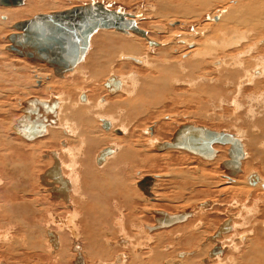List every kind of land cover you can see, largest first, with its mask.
<instances>
[{
  "label": "rangeland",
  "instance_id": "obj_1",
  "mask_svg": "<svg viewBox=\"0 0 264 264\" xmlns=\"http://www.w3.org/2000/svg\"><path fill=\"white\" fill-rule=\"evenodd\" d=\"M40 1L42 4V8H40L41 11L35 10L29 12L23 17H19L9 22H7V16H2V13H4L6 10L10 11L11 9V11L21 10L22 8L25 9V4L28 2V0H24L23 5L17 6L16 8L0 6V22L4 23L3 27L2 25H0V27L2 28L0 30V73H2V75H5L7 73V79H11L13 76V78L9 82H5L3 80L0 84V124L3 128L2 133L5 136H11L10 140L6 137L11 142V147L0 146V149L3 150L7 148L6 153L8 157L6 159L10 163L12 161L20 162L19 156L17 154H14L10 157L9 153L11 154L12 151L15 152V150H27V148L32 149L30 151V164L28 166V180L31 194L27 195L26 200L27 202L31 203L30 205L33 214L31 213V215H29L30 220H28L27 222L30 223L32 221L34 224H36L37 222L40 223V230L43 232V237L46 240L45 250L48 251H45L44 253V256H46V258L48 257L49 259V261H47V264H73L74 259L77 256V253L73 249V242L76 240V242L79 243L78 240H80V230L78 224L76 223L77 220L74 221V229H72V224L70 221L68 222H70L71 227L67 228V226L65 227L61 225V223H58L56 217L66 222L65 219L68 217L70 210H72V208H77L75 207V203H73L72 201L83 200V194L79 191L81 189H79L78 186L83 185L88 189L90 179L87 177L86 179L84 178V175H80L83 171V167L80 163L84 162L83 159H85V157L87 156H89L90 158L93 170L98 173H95V176L97 175L96 177L99 181H103L104 178L106 179V181L107 179H109L107 181V187L112 183H114L113 185H115L116 183L117 186L120 184L127 186V197L129 201H127L126 199L123 200L124 197H121V195L119 194L120 189H114V191H116L115 194H113V196L110 195L106 199L105 204H108L109 210L110 208L111 210H114L110 212L112 213V215L114 214L113 217L115 218L112 217L110 219L111 226H108L110 229L106 226L104 227L101 225L102 228L100 227V231L98 230L99 233L97 232L94 234L95 237H98V239H100V236H102V238H104V235L105 237L107 236L103 239L104 241L107 238L110 240L112 238V242H114V245L116 244L115 241L119 239V245L116 244V246L118 247L116 249H113L114 252L112 254L110 253L108 258H100L95 256L92 257L89 253H87L88 250L81 251L84 264H110L117 256L123 257L124 262L122 264H230V262H233L232 264H237V261L238 264H247V260L249 259L252 261V263L254 262L253 264H256V261L259 262H257L258 264L264 263V243H261L264 240V219L262 220V217L264 218V192H262L254 185H250L247 181V177L250 173H255L261 179H264V158H262L263 160L260 158L264 156V146H262L264 145V71H262L263 73L261 72L262 74L260 73L261 76L259 74H256L254 76L253 74L254 69H256V67L258 66L260 69L263 68L264 70V32L262 33L263 35L261 33H258L257 37L256 34H252V36L251 34H249L247 35V37L244 36L245 34H242V36L244 37L241 38H245V40L240 38V33H235V37L238 38L237 41H242L240 43L236 41L238 45L234 46V51L229 52L226 47H220L219 51L216 48V50H214L215 53L206 54V57H203L204 64L199 69H196L197 71L194 70V72L191 71V68L189 66V68L185 66V61L188 60L185 58L190 57L188 56V52L191 51L194 47L195 50H199L201 48V45H203V43L208 39H212L210 40L211 44H217L218 47L220 46L222 41L220 42V38L216 37V35L218 34L215 33L214 35V32H212L214 29L215 31H217L216 29L218 28L219 22H216L213 18L219 16V14L224 13L226 9L234 6V2L237 3V1L239 0H206L209 3L207 6L210 5L209 7H207L206 9L204 8V10L202 11L199 10L201 12L197 11L198 14H196L197 12H193V14H190L189 16L187 15V18L185 17L186 19L176 14H173V16L169 11L170 9H168L167 12L168 14L171 13L172 16L160 15L162 13H160L161 9L159 8V3L161 4L163 2L162 4H165L164 7L174 8L173 6H171V3H173L175 0H161V2H158L157 0H57L61 1L62 3L52 8H50V5L55 0ZM249 1L251 0H248L247 2ZM91 2H100L111 10L125 12L133 15L134 21L136 22L137 26L145 30L147 32L148 38L152 41L157 42L159 45L149 46L147 41L132 32L124 34L118 33L112 29L97 30L89 39L90 46L87 53L84 55L83 60L73 69L72 72H68L62 77H56L53 74L52 69L44 64L30 62L5 49L6 46L9 45V41L6 39V37L10 33H14L16 31L12 28L14 23L31 18L36 14H48L54 11L67 10L75 6H80ZM197 7L199 6L197 5ZM206 26L208 27L205 28ZM205 35H207V39L204 38ZM213 36L215 37V39H213ZM249 36L251 37V39ZM183 37L185 39L181 40V38ZM120 40L124 41L125 45L127 46L125 50H122L118 47L117 43ZM185 40L187 42H192L191 44L193 45L190 46V44L186 43ZM253 40L255 42H253ZM217 45H215V47H217ZM250 46L255 47L252 48ZM248 47L250 51L248 50ZM133 48L136 52H132V54H130L129 51L133 50ZM224 48H226L227 51ZM250 48H252L253 50ZM243 51L246 53L244 54ZM224 53L228 54L230 57L233 56V59L231 60L235 59L236 62H242V60L246 62L247 60V62H244L243 64L244 69L242 70V73L241 70L237 69L238 72L236 71L233 74H230V77L232 75L230 79L229 75H227L229 79L228 82L231 81L233 87L230 82L227 83L226 81H220V78H218L219 75L215 73L217 71V68L214 65L215 63L210 60L212 59V57L213 59L223 60V58L225 59L226 57ZM209 55L211 57H209ZM207 57L208 59L206 60L205 58ZM132 59L138 60L139 63L133 61ZM258 60L260 61L258 62ZM171 64H179L176 65L179 68L176 70V72L178 73L174 75V77L176 78H174V81H172L169 88V94L163 93L160 96L152 97L150 96L158 93L159 91H156L153 94H142L145 92V90L141 88V84H145L144 82L148 81L146 80L148 79V74H152V76L154 77L161 76L162 73L160 72L157 75V73L154 71V68L158 66L160 67V69H162V66H169ZM246 64H248V66ZM103 67H105V70H102ZM109 67L113 68V70L109 71ZM97 69H99L98 73H96ZM245 69L247 72L245 71ZM200 72L202 73L200 74ZM207 72L210 74H208ZM110 75L117 76L121 81V89H118V91H116L115 93L108 92L104 86L105 80ZM177 75L180 77H184L183 79L187 80L182 81L183 79L177 78ZM192 76L194 79L190 78ZM200 76L202 79L200 78ZM241 76L244 77L245 80L244 78H241ZM196 78L198 80H196ZM234 78L236 79L233 80ZM200 79L201 82L199 81ZM215 79L216 81H213ZM240 79L242 81H240ZM247 79H249V82ZM205 80L209 81L207 82ZM210 80H212L213 82ZM237 82L238 84H236ZM63 83L65 84V86H63ZM197 83L200 84L198 85ZM223 85H225L226 87ZM237 86H239L240 88L238 87V89ZM229 87L231 88L229 89ZM139 89L141 90V93L138 92ZM206 92H209V94ZM212 92H215V94ZM81 94H86L85 96L87 97L85 102L79 100V98L82 96ZM240 94L242 96H240ZM33 97L44 100L43 102L46 101L47 104L49 101L56 103V101L58 100L57 102L59 103V108L63 106V109L61 108L60 111H57V104L54 103L55 106L52 110L47 109L49 110L47 111L43 109L40 110L37 115H30L29 117L31 118L33 116H38V118L36 119L37 121H41L43 124L45 123L46 126L53 125L52 127H50L51 131H57V133H54V140L48 141V132H43L41 137L30 141L21 138V136L15 134V132L13 133L14 130H12V127L16 124L17 119H19L23 115V113H21V110L24 107L22 104H24L27 99ZM257 98H259V100ZM225 99L228 103L225 102ZM73 100H79L80 104L78 102L76 104L84 105V107H82L83 112L84 110H87V113L91 112L89 114L91 116H89V121L92 122L91 126L94 125V131H92L93 136L97 135V137L100 138L98 139V142L100 140L101 141L95 145L92 151L84 147L83 145L82 150L79 154H77L76 160L80 165H78L75 170L79 175V184L77 183L78 186L77 184L74 185V187L72 188L73 191H70L72 202H70V205L72 206V208H70L63 201L59 199L55 200L50 196L49 192H47L48 189L40 184L39 176L43 174L47 170V168H50L49 164L52 161L53 154L57 152L58 154L60 153L59 157L62 161V168H64L63 171L65 170L64 173L67 172L66 175H70L71 177H74V175L76 174L71 171L70 167H66V163L69 164V159L67 154L60 149H65L66 140L73 141L71 136H68V138L70 137L69 139H65L67 135L62 131V128L65 126V123H63L64 119H59V117H63L64 114L62 113H64V111H66L67 109V111H69V104L71 105V103H75ZM127 102L133 104L134 107H127ZM151 102H158L159 104L156 107L152 106V104L149 105V103ZM50 105L51 104H49V106ZM238 105L240 108L237 107ZM255 106L257 107L256 110H254L256 108ZM251 107H253L254 109H252L256 111L255 114H253L254 111H251ZM72 109L73 108H70V110ZM88 109L90 111H88ZM57 113H59V115ZM106 115L108 117L106 120H109V117L110 120L112 119L111 124L113 123V127H111V130L117 128L119 125L125 126V136L119 135L118 133L113 132V130L108 132L107 130L110 128H108L107 130H103V124L101 122L102 119H99V117H106ZM68 121L73 122L74 120L72 121V119H67V122ZM60 123L62 124V127H60ZM185 124L205 127L206 129L214 131H224L226 133L236 135V137L241 140L246 156L242 161L241 171L236 175L235 179H245L247 181V186L249 188L251 187L252 189H248L249 193L247 191L245 195H241L240 197V195L235 196L236 193L234 190L231 191L230 189H223L224 187L226 188L227 182H229L227 181L226 177L224 178L223 175L225 174V172L220 167L221 163L228 159L227 149L229 148V146L227 145H214V148L217 149V155L222 157L218 158V161L216 160L217 158L214 160H204L199 156L193 155L181 149L158 151L154 148L155 144L157 143L170 141L174 132L180 126ZM87 125V129H90V125L87 123L86 127ZM151 128H153V130L156 129V132H154L155 135H152L153 131H150ZM60 137L62 138L59 139ZM125 137H128L129 139H123ZM42 142L47 146H44ZM39 143L42 145H40ZM72 144L75 147L76 145L77 147H80L79 142L75 143L76 145L74 143ZM113 144L117 145L115 155H113V157L108 156V160H106L107 158L105 157V160H103L99 166H97L96 163L94 164V158L97 153L102 149L110 152L108 148H113ZM219 148H221L222 150H220ZM260 149H262L263 153H261ZM260 153L261 156L259 155ZM40 163L43 165H41ZM37 164L40 166L38 167ZM39 173L41 174L39 175ZM108 173L110 174L109 178H107L109 175ZM5 174H7L6 178H8V180H12L11 174L8 172V170H6ZM156 175L158 177L156 178L155 185L153 186L152 191V194H154V199H150L149 201H147L146 197L138 190L135 184L145 176L152 177ZM100 177L104 178H102L101 180ZM254 189L256 190L255 192ZM39 196H41L43 201ZM10 198L17 203L21 201L19 193H16L15 197L13 195ZM45 200L46 204L44 202ZM202 202H210L211 204L206 208L198 207L197 205ZM43 208L45 210H42ZM252 208H254L255 213ZM37 209L38 211H36ZM188 209H191L192 215L184 223H180L170 228L156 230L153 232H149L144 228V225H154V215L152 214V210H162L169 214H174ZM40 212L44 214H40ZM52 215L55 216L53 217ZM226 219L232 220L231 222L234 225L233 230L231 231L232 233L229 232V238H226V235L223 240H221L222 246L225 248L223 253L218 256V259L216 257L210 258L209 252L212 247L210 248V243H207L206 238L213 235L218 226ZM54 221L57 222V225ZM34 224L32 225L34 226ZM112 226H114L113 229L115 231L112 230ZM106 228L108 232L113 231V233L111 232L108 234ZM261 228L263 230H261ZM14 230L13 234L16 233V236L21 241L22 230L19 228L18 224ZM123 231L124 234L121 233ZM46 232H57V234L61 235L60 237H62V234L67 235V244L61 246L67 249L66 262H60L58 260L55 261L52 259V257L54 256V252L52 251L50 244H48ZM76 235L77 237H75ZM187 235H189V243ZM126 236L128 239L126 238ZM252 240L254 241V243L251 242ZM257 241L258 243L261 241V244H258ZM203 242H206L209 245H205V247L203 246ZM114 245L113 247L109 248H114ZM254 245L256 247H254ZM207 247H209L210 249ZM258 247L261 248L259 249ZM249 248H252V251L250 253L248 252L249 250H247ZM256 250H259V253L253 255L252 252ZM205 251L208 252V255ZM18 253L20 252L18 251ZM156 253H158L157 256H155ZM239 254H241L242 256ZM260 254L263 256V260L258 258ZM36 255L37 254L33 252L27 255L28 264H37ZM227 255H229V257ZM252 255L254 257H257L251 258L253 257ZM40 257L43 259L41 260V262L45 264L46 258L43 257V255H40ZM68 257L71 259H68ZM126 257L128 260L126 259L125 261ZM156 257L159 260L158 262H154ZM95 258L98 259L96 260ZM135 258H138V260H134ZM24 259L25 258L21 259V264ZM13 261L18 263L20 260L14 259ZM133 261L136 262L134 263ZM0 264L6 263L2 262Z\"/></svg>",
  "mask_w": 264,
  "mask_h": 264
},
{
  "label": "bare ground",
  "instance_id": "obj_2",
  "mask_svg": "<svg viewBox=\"0 0 264 264\" xmlns=\"http://www.w3.org/2000/svg\"><path fill=\"white\" fill-rule=\"evenodd\" d=\"M158 2H161V0H157ZM209 1V0H208ZM208 1H206V0H175L173 3H171V6H173L174 8H167V7H164L165 6V4H160L159 3V5H160V9H161V11H160V13H162V14H160V15H162V16H167V15H171V13H172V15L174 14H176V15H180L181 17H183V18H187V15L189 16L190 14H193V12H197V11H199V10H204V8L206 9L207 7H209V6H207L209 3H208ZM226 1V0H225ZM248 0H239V1H237V3L236 2H234V6H232V7H229L228 9H226L225 10V12L224 13H222V14H219V16H217V21L219 22L218 23V28L216 29L217 31H215V29L214 28H212V29H214L212 32H214V35H215V33L216 34H218V35H216V37H219L220 38V42L222 41V43L220 44V46L218 47V45L217 44H215V45H217V47H215V45H213V44H211V41L210 40H212V39H208L207 41H205L204 43H203V45H201V48L199 49V50H195V47L191 50V51H189L188 52V54H186V55H188V56H190V57H188V58H185V59H188V60H186L185 61V66H189L190 68H191V71L192 72H194V70H196V69H199L204 63H203V57L206 55V54H210V53H215L214 52V50H216V48L218 49V51H219V49H220V47H226L227 49H228V51L229 52H231V51H234L233 49H234V46H237L238 44L236 43V41L238 40V38H236L235 37V33H240V38L241 37H244V36H246L247 37V35H249V34H251V36H252V34H256V37H257V34L258 33H263L264 32V0H251V1H249V2H247ZM65 2V1H64ZM58 3V4H57ZM60 3H62L61 1H57V0H55V1H53V3H51V5H50V8H52V7H56V6H58ZM92 3V2H91ZM223 3H225V2H223ZM236 3V4H235ZM173 4V5H172ZM231 4H233V3H231ZM26 5V7H25V9H21V10H13V11H11L10 9V11H8V10H6L4 13H2L3 15L2 16H4V15H6L7 16V22H9V21H12V20H14V19H17V18H19V17H23L24 15H26L27 13H29V12H32V11H35V10H40V8H42V4H41V1L40 0H28V2L25 4ZM167 5V4H166ZM197 5L199 6V7H197ZM191 7H192V9H191ZM195 7H197V8H195ZM16 8V7H15ZM168 9H170L169 11L171 12L170 14H168ZM41 11V10H40ZM201 11H199V12H201ZM41 13V12H40ZM164 13H166V14H164ZM195 14V13H194ZM196 14H198V12L196 13ZM201 14V13H200ZM171 15V16H172ZM173 15V16H174ZM218 15V14H217ZM216 16V15H215ZM179 17V16H178ZM180 18V17H179ZM182 18V19H183ZM185 18V19H186ZM21 19V18H20ZM133 19H134V16H133ZM216 21V22H217ZM207 22V21H206ZM3 24L4 23H1L0 22V25H2V27H3ZM209 24V23H208ZM207 24V25H208ZM211 24V23H210ZM212 25V24H211ZM216 25V24H215ZM208 26H206L205 28H207ZM2 28L0 27V30H1ZM221 30H223V31H221ZM208 31H210V30H208ZM17 31H15L14 33H16ZM204 32V31H203ZM219 32H220V34H219ZM95 33V32H94ZM93 33V34H94ZM129 33V32H128ZM175 33V32H174ZM176 33H178V32H176ZM210 33V32H209ZM242 34L244 35V36H242ZM176 35V34H175ZM199 35H201V34H199ZM237 35V34H236ZM263 35V34H262ZM148 36V35H147ZM185 36V35H184ZM209 36V35H208ZM238 36V37H239ZM254 36V35H253ZM212 37V36H211ZM250 37V36H249ZM255 37V38H256ZM204 38H206L207 39V35H205V37ZM253 38V37H252ZM182 39H185L184 37L183 38H181V40ZM213 39H215V37L213 36ZM241 39H244L245 40V38H241ZM250 39H251V37H250ZM261 39V38H260ZM145 40V39H144ZM218 40V39H217ZM243 40V41H244ZM255 40V39H254ZM253 40V42H255ZM257 40V39H256ZM146 41V40H145ZM186 41V40H185ZM185 41H183V42H185ZM219 41V40H218ZM242 41V40H241ZM241 41H237V42H241ZM259 41V40H258ZM257 41V42H258ZM216 42V41H215ZM247 42V41H246ZM263 42V41H262ZM186 43H188V44H190V46H192L193 44H191L192 42H187L186 41ZM251 43H252V40H251ZM259 43V42H258ZM264 43V42H263ZM89 44H90V42H89ZM126 44H128V43H126ZM187 44V45H188ZM196 44V43H195ZM117 45H118V47L120 48V49H122V50H125L126 49V45H125V43H124V41H122V40H120L118 43H117ZM159 45V44H158ZM197 45V44H196ZM263 45V44H262ZM90 46V45H89ZM150 46V45H149ZM195 46V45H194ZM198 46V45H197ZM261 46V45H260ZM250 47H252V46H250ZM255 47V46H254ZM254 47H252V48H254ZM226 48H224V49H226ZM244 48V47H243ZM246 48V47H245ZM252 48H250V49H252ZM262 48V47H261ZM89 49V48H88ZM227 49H226V51H227ZM247 50V49H246ZM248 50H249V47H248ZM253 50V49H252ZM264 50V49H263ZM263 50H262V52H263ZM88 51V50H87ZM222 51H225V50H222ZM250 51V50H249ZM132 52L133 53H135L136 51H135V49L133 48V50H130L129 51V53L130 54H132ZM217 52V51H216ZM228 52V53H229ZM244 52V51H243ZM87 53V52H86ZM85 53V54H86ZM191 53V54H190ZM220 53V52H219ZM246 52H244V54H245ZM261 53V52H260ZM264 53V52H263ZM84 54V55H85ZM221 54V53H220ZM225 55H226V57H225V59L223 58V60H219V59H213V57H212V59H210L213 63H215L214 65H215V67L217 68L215 71V73H217V75H219L218 76V78H220V81H226L227 83H231V81H229L228 82V80L232 77V75H231V77H230V74H233L234 72H236L237 71V69L238 70H241V73H242V70L244 69L243 68V64H244V62L245 61H243L242 60V62H236V60L234 59V60H231V59H233L232 57H230L228 54H226V53H224ZM223 54V55H224ZM214 55V54H213ZM224 55V56H225ZM235 55V54H234ZM243 55V54H242ZM263 55V54H262ZM222 56V55H221ZM206 57V56H205ZM209 57H211L210 55H209ZM215 57V56H214ZM216 57H218V56H216ZM237 57V56H236ZM235 57V58H236ZM243 57H245V56H243ZM260 57H262V56H260ZM84 58V57H83ZM227 58V59H226ZM247 58H249V57H247ZM25 59V58H24ZM206 60L208 59V57L207 58H205ZM221 59H222V57H221ZM228 59H230V60H228ZM242 59V58H241ZM253 59V58H252ZM83 60V59H82ZM81 60V61H82ZM133 61H135V62H138L139 63V61L138 60H136V59H132ZM218 60H219V62H218ZM250 60H251V58H250ZM254 60H256V59H254ZM263 60H264V58H263ZM262 60V61H263ZM209 61V60H208ZM235 61V62H234ZM248 61H249V59H248ZM260 60H258V62H259ZM211 62V63H212ZM246 62H247V60H246ZM245 62V63H246ZM251 62H253V61H251ZM258 62H257V66H258ZM264 62V61H263ZM262 62V63H263ZM208 63V62H207ZM256 63V62H255ZM205 64H206V61H205ZM252 64V63H251ZM260 64V63H259ZM78 65V64H77ZM76 65V66H77ZM176 65H179V64H171V65H169V66H162V69H160V67H155L154 68V71L157 73V75H158V73H162V75L161 76H157V77H154V76H152V74H148V79H146V80H148L147 82H144L145 84H141V88L143 89V90H145V92L144 93H142V94H153L154 92H156V91H159L158 93H156V94H153V95H151L150 97H152V96H160L161 94H163V93H166V94H169V88H170V86H171V83H172V81H174V78H176V77H174V75L175 74H177L178 72H176V70L179 68L178 66H176ZM213 65V66H214ZM247 66H248V64H246ZM8 66V65H7ZM75 66V67H76ZM173 66V67H172ZM206 66V65H205ZM256 66V65H255ZM6 67V66H5ZM74 67V68H75ZM188 67V68H189ZM207 67V66H206ZM212 67V66H211ZM245 67V66H244ZM73 68V69H74ZM106 68H108V67H106ZM209 68V67H208ZM248 68V67H247ZM258 68V69H257ZM6 69H8V68H6ZM105 70V67H103L102 68V70ZM214 69V68H213ZM98 70L99 69H97V72L96 73H98ZM109 71H111V70H113V68H110L109 67V69H108ZM209 70V69H208ZM73 71V70H72ZM71 71V72H72ZM150 71V70H149ZM197 71V70H196ZM195 71V72H196ZM202 71V70H201ZM245 71H246V69H245ZM244 71V72H245ZM248 71H249V69H248ZM251 71V70H250ZM262 71H264L263 70V68H259V66L258 67H256V69H254V76L256 75V74H259L260 75V73L262 72ZM107 72V71H106ZM238 72V71H237ZM247 72V71H246ZM245 72V73H246ZM252 72V71H251ZM152 73V72H151ZM172 73H173V75H172ZM197 73V72H196ZM202 72H200V74H201ZM208 73V72H207ZM212 73H213V71H212ZM263 73V72H262ZM261 73V74H262ZM7 74V73H6ZM6 74L3 76L2 75V73H0V75H1V77H0V84L2 83V81L4 80L5 82H9L12 78H13V76H12V78L11 79H7V77H6ZM110 74V73H109ZM180 74V73H179ZM199 74V75H200ZM208 74H210V73H208ZM65 75V74H64ZM63 75V76H64ZM99 75H101V74H99ZM98 75V76H99ZM154 75V74H153ZM188 75V74H187ZM216 75V74H215ZM227 75H229V79H228V77H227ZM246 75H248V74H246ZM252 75V74H251ZM258 75V76H259ZM152 76V77H151ZM183 76V75H182ZM185 76V75H184ZM191 76V75H190ZM194 76V75H193ZM193 76L192 77H190L191 79L193 78ZM202 76V75H201ZM201 76H200V78H201ZM234 76V75H233ZM237 76V75H236ZM235 76V77H236ZM239 76V75H238ZM244 76V75H243ZM261 76V75H260ZM4 77H6V78H4ZM100 77V76H99ZM187 77V76H186ZM209 77V76H208ZM249 77H251V76H249ZM253 77V76H252ZM177 78H179V79H183L184 77H180V76H178L177 75ZM215 78V77H214ZM239 78V77H238ZM241 78H244V77H242L241 76ZM246 78H247V76H246ZM262 78V77H261ZM6 79V80H5ZM194 79V78H193ZM202 79V78H201ZM201 79L199 80L200 82H201ZM203 79H204V77H203ZM205 79H206V77H205ZM208 79V78H207ZM236 78H234L233 80H235ZM250 79V78H249ZM249 79H247L248 80V82H249ZM257 79V78H256ZM256 79H255V81H256ZM263 79V78H262ZM185 80H187V79H185ZM184 79L182 80V81H185ZM196 80H198L197 78H196ZM195 80V81H196ZM244 80H245V78H244ZM15 81V80H14ZM179 81V80H178ZM205 81H207V80H205ZM209 81V80H208ZM207 81V82H208ZM210 81H212V80H210ZM213 81H216V79L215 80H213ZM212 81V82H213ZM218 81V80H217ZM219 81V82H220ZM240 81H242L241 79H240ZM193 82V81H192ZM197 82V81H196ZM195 82V83H196ZM233 82V81H232ZM239 82V81H238ZM238 82L236 83V84H238ZM260 82V81H259ZM57 83H59V82H57ZM61 83V82H60ZM206 83V82H205ZM216 83V82H215ZM214 83V84H215ZM198 84V83H197ZM200 84V83H199ZM198 84V85H199ZM211 84V83H210ZM225 84V83H224ZM247 84V83H246ZM249 84V83H248ZM251 84V83H250ZM202 85H204V84H202ZM206 85V84H205ZM228 85V84H227ZM231 85H232V83H231ZM241 85V84H240ZM63 86H65V84L63 83ZM104 86H105V88H106V90L108 91V92H110V93H115L116 91H118V89H121V81L119 80V78L117 77V76H114V75H110L109 77H107V79L105 80V82H104ZM223 86H225V85H223ZM256 86V85H255ZM254 86V87H255ZM199 87H201V86H199ZM210 87V86H209ZM213 87H214V85H213ZM226 87V86H225ZM232 87H233V85H232ZM239 86H237V88H238ZM242 87V86H241ZM248 87V86H247ZM257 87V86H256ZM255 87V88H256ZM206 88V87H205ZM221 88H223V87H221ZM231 87H229V89H230ZM240 88V87H239ZM238 88V89H239ZM243 88V87H242ZM262 88V87H261ZM200 89V88H199ZM198 90V89H197ZM217 90V89H216ZM221 90V89H220ZM223 90H225V89H223ZM222 90V91H223ZM236 90V89H235ZM254 90V89H253ZM256 90V89H255ZM228 91V90H227ZM261 91V90H260ZM138 92L139 93H141V90L139 89L138 90ZM204 92V91H203ZM210 92H211V90H210ZM216 92V91H215ZM215 92H212V93H214L215 94ZM231 92V91H230ZM230 92H228V93H230ZM235 92V91H234ZM252 92V91H251ZM250 92V93H251ZM257 92H258V90H257ZM83 93V92H82ZM197 93V92H196ZM206 93H208L209 94V92H206ZM217 93V92H216ZM226 93V92H225ZM236 93V92H235ZM250 93H249V95H250ZM242 94V93H241ZM240 94V96H242ZM256 94V93H255ZM82 95V94H81ZM86 95V94H85ZM85 95H82L80 98H79V100L80 101H86V99H85ZM226 95V94H225ZM233 95V94H232ZM51 96V95H50ZM197 96V95H196ZM206 96V95H205ZM209 96V95H208ZM227 96V95H226ZM229 96H230V94H229ZM87 97V96H86ZM207 97V96H206ZM216 97V96H215ZM232 97H234V96H232ZM237 97V96H236ZM235 97V98H236ZM33 98H36V97H33ZM51 98V97H50ZM55 98V97H54ZM249 98V97H248ZM253 98V97H252ZM38 101H40V102H43L44 100H41V99H38V98H36ZM56 99V98H55ZM76 99V98H75ZM78 99V98H77ZM168 99V98H167ZM214 99H216V98H214ZM251 99V98H250ZM258 100H259V98H257ZM28 100V99H27ZM79 100H76V101H74L75 103L73 104V103H71L70 101V103H71V105L69 104V106H68V108H69V111H67L66 109H64V110H66V111H64V113H62V114H64L63 115V117L61 116V118L59 117V119H64V122L63 123H65L64 125V127L62 128V131L67 135H65L66 136V138L65 139H67L68 138V136H70V134L71 133H73V131H75L74 130V128H76V127H74V126H72V123L74 122V121H79V119H83V121H89L90 119V113L91 112H88L87 113V110H84V112H83V110H82V105H79L80 104V102H79ZM222 100H224V99H222ZM227 100H228V98H227ZM252 100V99H251ZM54 101V100H53ZM58 101V100H57ZM56 101V103L55 102H51V101H49L48 102V105L49 104H52V103H55V104H57L56 105V107H57V111H60L61 110V108L63 107H61V108H59V103ZM88 101V100H87ZM238 101V100H237ZM79 103V104H76V103ZM159 102V101H158ZM158 102H151V103H149V105L150 104H152V106H156L157 107V105L159 104ZM225 102H226V99H225ZM230 102V101H229ZM254 102H256V101H254ZM45 103H46V101H45ZM226 103H228V102H226ZM239 103V102H238ZM77 106H76V105ZM82 104V103H81ZM23 105V104H22ZM75 105V106H74ZM225 105V104H224ZM227 105V104H226ZM235 105H236V103H235ZM261 105V104H260ZM126 106L127 107H129V108H131V107H134V105L133 104H130V102H127L126 103ZM257 106V105H256ZM255 106V107H256ZM67 107V106H66ZM149 107V106H148ZM237 107H239V105L237 106ZM258 107V106H257ZM257 107L254 109L253 107H251V109L253 108L254 110H256L257 109ZM70 108H73L72 110H70ZM150 108V107H149ZM203 108V107H202ZM240 108V107H239ZM49 109V108H48ZM63 109V108H62ZM81 109V110H80ZM94 109H96V108H94ZM108 109V108H107ZM251 110L252 112L254 111V110ZM47 110V109H46ZM151 110V109H150ZM204 110V109H203ZM236 110V109H235ZM239 110V109H238ZM4 111V110H3ZM47 111H49V110H47ZM55 111V110H54ZM81 111V112H80ZM88 111H90L89 109H88ZM96 111V110H95ZM149 111V110H148ZM5 112V111H4ZM62 112H63V110H62ZM109 112V111H108ZM129 112V111H128ZM245 112V111H244ZM252 112H251V114H252ZM255 112L256 111H254L253 112V114H255ZM260 112V111H259ZM6 113V112H5ZM22 113V112H21ZM48 113V112H47ZM54 113V112H53ZM103 113V112H102ZM151 113V112H150ZM262 113V112H261ZM58 115H59V113H57ZM93 114H94V112H93ZM106 114V113H105ZM208 115V114H207ZM248 115V114H247ZM247 115H244V116H247ZM90 116V117H89ZM98 116V115H97ZM240 116V115H239ZM238 116V117H239ZM34 117V116H33ZM33 117H31L30 119H37L38 118V116H35L34 118ZM58 117V116H57ZM241 117V116H240ZM261 117V116H260ZM108 117H107V115H106V117H99V119H102L101 120V122H102V124H103V130H107L108 128H110V129H108L107 131L109 132V131H112L113 130V132H116V133H118L119 135H124L125 133H126V128H125V126H118L117 128H115V129H112L111 130V127H113V123L111 124V121H112V119L110 120V117H109V120H106ZM250 118V117H249ZM57 119V118H56ZM67 119H69V120H71L72 119V121L73 122H71V124L70 123H68V122H70V121H68L67 122ZM240 119H242V118H240ZM260 119V118H259ZM262 119V118H261ZM65 120H66V122H65ZM113 120H114V118H113ZM82 121V122H83ZM38 122H41V121H38ZM97 122V121H96ZM95 122V123H96ZM101 122H100V125H101ZM84 123V122H83ZM82 123V124H83ZM115 123V122H114ZM45 124V123H44ZM61 124V123H60ZM89 124V123H88ZM94 124V123H93ZM259 124V123H258ZM257 124V125H258ZM262 124V123H261ZM260 124V125H261ZM58 125H59V123H58ZM85 125H86V123H85ZM115 125V124H114ZM185 125H187V124H185ZM53 125H48V126H46V124H45V130H44V132L45 133H47L48 134V141H51V140H54V137H55V134L54 133H57V131L56 132H54L55 130H52L51 131V128L50 127H52ZM91 126V125H90ZM93 126V125H92ZM92 126H91V128H92ZM14 127V126H13ZM13 127H12V130H13ZM60 127H62V124L60 125ZM74 127V128H73ZM83 127H85V126H83ZM254 127V126H253ZM87 128H88V125H87ZM90 128V129H91ZM101 128V127H100ZM203 128H205V127H203ZM53 129V128H52ZM84 129V128H83ZM90 129L88 130L89 132H90ZM102 129V128H101ZM7 130V129H6ZM73 130V131H72ZM98 130V129H97ZM150 130V129H149ZM156 129H154L153 130V128H151V130L150 131H153V133H152V135L154 134V132H156L155 131ZM79 131V130H78ZM78 131H76V133H78ZM81 131V130H80ZM84 131V130H83ZM86 131V130H85ZM94 131V130H93ZM100 131V130H99ZM159 131V130H158ZM3 128H2V126H1V124H0V146L1 147H9L10 145H11V142L9 141L10 140V137H8V136H5L3 133ZM5 132V131H4ZM102 132V131H101ZM149 132V131H148ZM222 132H224V131H222ZM6 133V132H5ZM13 133H14V131H13ZM60 133V132H59ZM75 133V134H76ZM81 133H83V135H81L80 134V132L78 133L79 135H78V140H77V138L74 140V141H68V140H66V144H65V149H63V148H60L61 149V151H63L64 153H66L67 154V156H68V159H70V156H71V160L73 161L75 158V156H77V153H75V155H74V152H79L80 153V151L82 150V148L81 147H83L82 146V144L84 143V147L86 146V145H88L87 146V148L88 149H90L89 148V146H95L96 144H98L99 142H98V139H100V138H98L97 137V135H95V136H93V133L91 134H89L88 135V137H86L85 136V134H84V132H81ZM86 133H88V132H86ZM100 133V132H99ZM175 133V132H174ZM8 134V133H7ZM96 134V133H95ZM110 134V133H109ZM117 134V135H118ZM230 134V133H229ZM258 134V133H257ZM46 135V134H45ZM63 135V134H62ZM100 135V134H99ZM98 135V136H99ZM105 135V134H104ZM107 135V134H106ZM118 135V136H119ZM155 135V134H154ZM174 135V134H173ZM234 135V134H233ZM61 136V135H60ZM75 136V135H74ZM125 136V135H124ZM235 137H236V135H234ZM9 139H7V138ZM173 137V136H172ZM22 138V137H21ZM62 137H60L59 139H61ZM70 138V137H69ZM68 138V139H69ZM72 138V137H71ZM126 138L127 139H129L128 137H125V138H123V139H125L126 140ZM151 138H152V136H151ZM237 138V137H236ZM12 139V138H11ZM105 139V138H104ZM158 139V138H157ZM238 139V138H237ZM255 139V138H254ZM64 140V139H63ZM62 140V141H63ZM106 140V139H105ZM152 140H154V139H152ZM239 141H240V143H241V145H242V150H243V153H244V157H243V160H244V158H245V156H246V154H245V150H244V147H243V144H242V142H241V140L240 139H238ZM263 140V139H262ZM9 141V142H8ZM28 141V140H27ZM47 141V142H48ZM46 142V143H47ZM61 142V141H60ZM75 142H80V147L78 146L77 147V151H75V148H74V146H73V144L72 143H74L75 144ZM167 142H169V141H167ZM87 143V144H86ZM261 143V142H260ZM263 143V142H262ZM23 144V143H22ZM35 144V143H34ZM40 144V143H39ZM42 144L44 145V146H47L45 143H43L42 142ZM42 144H40V145H42ZM72 144V145H71ZM158 144H160V143H157V144H155V146H154V148L156 149V146L158 145ZM61 145V144H60ZM64 145V144H63ZM76 145V144H75ZM114 145V144H113ZM262 145V144H261ZM13 146H15V145H13ZM34 146V145H33ZM73 146V147H72ZM77 146V145H76ZM116 146L117 145H114L113 146V148L111 147V149L110 148H108L109 149V151L110 152H107V151H105V149H102L100 152H98L97 153V155L95 156V158H94V164L96 163V165L97 166H99L100 164H101V162L103 161V160H105V157L107 158L108 156H110V157H113V155H115V152H116ZM227 146H229V145H227ZM252 146V145H251ZM262 146H264V145H262ZM11 147V146H10ZM31 147V146H30ZM49 147V146H48ZM213 148H214V145L212 146ZM20 148V147H19ZM34 148V147H33ZM169 149H176V148H167V149H165V150H169ZM215 149V148H214ZM220 150H222L221 148H219ZM230 149V146H229V148L227 149V150H229ZM32 149H28L27 148V150H15V152H13L12 151V153L10 154L9 153V155H10V157L12 156V155H14V154H17L18 156H19V161L20 162H16V161H12L11 163L9 162V161H7V157H8V155H7V153H6V151H7V148H5V149H0V263H6V264H21V259L22 258H25L24 259V261L22 262V264H28V254H30V253H36L37 255H36V263L37 264H42L43 262H41V260H43L41 257H40V255H43V257H45L46 258V256H44V253H45V239H44V235H43V232L40 230L41 228L39 227V222H37L36 224H34L32 221L29 223V222H27L28 220H30L29 219V215H31V213H32V209H31V203H29V202H27V200H26V198H27V195L28 194H31V189H30V187H29V181H28V176H29V169H28V166H29V164H30V156H31V154H30V151H31ZM91 150V149H90ZM157 150V149H156ZM181 150H183V149H181ZM216 150V155H215V157H214V159H216L217 161H218V158H222L221 156H219V155H217V149H215ZM261 150V153H263L262 152V149H260ZM34 151V150H33ZM38 151V150H37ZM42 151V150H41ZM92 151V150H91ZM185 151V150H184ZM256 151V150H255ZM228 152V151H227ZM35 153V152H34ZM225 153V152H224ZM261 153L259 154L260 156H261ZM60 154V153H59ZM59 154L58 153H54L53 154V157H52V161H51V163L49 164V162H48V164H49V166L51 167V165H53L54 163V157H55V159H57V165H58V167H59V169H60V171H59V173H60V175L62 176V179H66V181H67V192H66V194H65V197H52V195H51V197L53 198V199H61V200H63L67 205H68V207H70V208H72V206L70 205L72 202L73 203H75V207H77V208H72V210H70V212H69V214H68V217L65 219L66 220V222H64L63 220H61L60 218H58V217H56V220H57V222L58 223H61V225H63V226H67V228L69 227H71L72 229H74L73 228V226H74V221L75 220H77V224H78V227H79V230H80V232H81V234H80V236H81V239H82V241H83V244H84V250L86 251V250H88V249H90L91 250V256L93 257V256H95V257H100V258H108L109 257V255H110V253L112 254L113 252H114V250L113 249H116L118 246H116V244L118 245V240L117 241H115V245L113 244L114 242H112L113 240H112V238H111V240L110 239H105V241L103 240L104 238H106L105 237V235H104V238H102V236H100V239H98V237H95V234L94 233H97L98 232V230L100 231V227L102 228V226H106V227H108L110 224H111V221H110V219L113 217V215H112V210H111V208H110V210H109V208H108V204L106 205L105 204V201H106V199L110 196V195H112L113 196V194H115V192L116 191H114V189H120V193H121V197H124L123 198V200H127V201H129L128 200V197H127V194H128V189L126 188L127 186H125V185H123V184H120V185H118L117 186V184L115 183V185H113L114 183H112L111 185H109L108 187H107V181L109 180V179H107V181H106V179L104 178V177H100V179L102 180V178H104L103 179V181H99L98 180V178L95 176V171L93 170V168H91V170H92V175H94V177L95 178H93L92 179V176L89 178V176H90V174H91V170H90V168H88L87 169V167H88V165H89V162H90V160H88V158L86 159L85 158V161L84 162H81L80 164H81V166L83 167V171L81 172V175H85L86 174V172L88 173V177H87V175H86V177L87 178H89V179H91L90 180V187H88V189L86 188V187H84L83 185H81L80 187H78L79 189H81V190H79L82 194H83V200H74V201H72L71 202V197L69 196V192H70V190H72V188L74 187V185H76V182L78 183V181H75V179L73 178V177H71L70 175H66V173H64V171H63V169L64 168H62V161H61V158L59 157ZM49 155V154H48ZM112 155V156H111ZM258 155V156H259ZM51 156V155H50ZM197 156V155H196ZM218 156V157H217ZM257 156V155H256ZM259 156V157H260ZM49 157V156H48ZM92 157V156H91ZM228 157V156H227ZM109 158V157H108ZM108 158L106 159V160H108ZM261 159L262 158H264V156L263 157H260ZM50 159V158H49ZM147 159V158H146ZM214 159H212V160H214ZM84 160V159H83ZM86 160H87V165H86ZM228 159H226L225 161H227ZM242 160V161H243ZM263 160V159H262ZM242 161H241V166H242ZM47 162V161H46ZM106 162V161H105ZM224 162V161H223ZM256 163H258V162H256ZM41 164V163H40ZM80 164H78V165H80ZM105 164V163H104ZM258 164H260V163H258ZM257 164V165H258ZM41 165H43V164H41ZM47 165V164H46ZM69 165V164H68ZM67 165V167H69ZM78 165H77V167H78ZM37 166L39 167L40 165H38L37 164ZM48 166V167H49ZM70 166H71V164H70ZM85 166H87V167H85ZM92 167V164H91V162H90V165H89V167ZM36 167V166H35ZM72 167V166H71ZM73 169V171H74V167H72ZM253 168V167H252ZM48 169V168H47ZM69 169V168H68ZM248 169H250V168H248ZM6 170H8V172L11 174V178H12V180L11 179H9L8 180V178H6V176H7V174H5L6 173ZM41 170V169H40ZM87 170H90L89 172L87 171ZM76 171V170H75ZM240 171H241V167H240ZM243 172H245V171H243ZM240 173V172H239ZM264 173V172H263ZM41 173H39V175H40ZM77 174V173H76ZM96 174H98V173H96ZM109 174V173H108ZM247 174H249V173H247ZM38 175V176H39ZM237 175V174H236ZM236 175L235 176H228L226 173L223 175L224 176V178L226 177L227 178V181H229V182H227V186H226V188L224 187L223 189H225V190H234L235 191V196L236 195H240V197H241V195H245L246 193H247V191H248V193H249V190L248 189H250V190H252L251 189V187L249 188L248 186H247V181L249 182V184L250 185H254L255 187H257V188H259L262 192H264V179H261L257 174H255V173H250L249 175H248V177H247V181L245 180V179H243V180H238V179H235V177H236ZM109 176H110V174L108 175V177L107 178H109ZM86 177H84V178H86ZM151 177V176H150ZM158 176L156 175V176H152V178H153V180H154V182H153V184H152V187H151V189H150V192H151V195H152V197H147V196H145L143 193H142V191L140 190V189H138L145 197H146V199H147V201H149L150 199L151 200H153L154 199V194H152V191H153V186L155 185V181H156V178H157ZM238 177V176H237ZM243 177V176H242ZM86 178V179H87ZM234 178V179H233ZM239 178V177H238ZM35 180V179H34ZM39 180H40V176H39ZM78 180V179H77ZM141 180V179H140ZM139 180V181H140ZM199 180V179H198ZM51 180L49 179V178H46V182H50ZM139 181H137L136 182V184H135V186L137 187V183L139 182ZM40 184H41V182H40ZM42 185V184H41ZM223 185V184H222ZM44 186V185H43ZM83 186V187H82ZM235 186V187H234ZM46 187V186H45ZM54 187H56V188H58L59 189V185L58 184H54ZM47 189H48V191L47 192H49V188L48 187H46ZM138 188V187H137ZM82 189H83V191H82ZM256 189V188H255ZM254 189V192L256 191ZM88 190V191H87ZM127 190V191H126ZM258 190V189H257ZM73 191V190H72ZM126 191V192H125ZM75 192V191H74ZM88 192V193H87ZM16 193H19L20 194V197H21V201L19 202V203H17V202H15V201H13V199H11L10 197H12L13 195H14V197H15V194ZM50 193V192H49ZM137 193V192H136ZM39 194V193H38ZM57 194V193H56ZM88 194V195H87ZM45 195V194H44ZM130 195V194H129ZM40 198H41V196H39ZM44 197V196H43ZM239 197V198H240ZM17 199V198H16ZM15 199V200H16ZM145 199V198H144ZM30 200V199H29ZM41 200H42V198H41ZM48 200V199H47ZM132 200V199H131ZM43 201V200H42ZM37 202H38V200H37ZM41 202V201H40ZM39 202V203H40ZM45 202V204H46V200L44 201ZM71 202V203H70ZM125 202V201H124ZM123 202V203H124ZM33 203V202H32ZM36 203V202H35ZM61 203V202H60ZM204 202H202V203H200V204H198L197 206L198 207H200V205H202ZM41 204V203H40ZM58 204V203H57ZM126 204V203H125ZM124 204V205H125ZM129 204V203H128ZM211 204V203H210ZM48 205V204H47ZM53 205V204H52ZM56 205V204H55ZM264 205V204H263ZM41 206H43V205H41ZM54 206V205H53ZM57 206V205H56ZM35 207V206H34ZM50 207V206H49ZM125 207V206H124ZM255 207V206H254ZM39 208V207H38ZM58 208V207H57ZM113 208V207H112ZM126 208V207H125ZM211 208V207H210ZM256 208V207H255ZM49 209V208H48ZM47 209V210H48ZM52 209V208H51ZM66 209V208H65ZM253 209V211H254V213H255V210H254V208H252ZM34 210V209H33ZM42 210H45L44 208L42 209ZM53 210V209H52ZM51 210V211H52ZM56 210V209H55ZM67 210V209H66ZM126 210V209H125ZM198 210V209H197ZM36 211H38V209L36 210ZM111 211V212H110ZM114 211V210H113ZM121 211V210H120ZM119 211V212H120ZM129 211V210H128ZM153 211H155V210H152V212ZM162 211V210H161ZM253 211H252V213H253ZM45 212V211H44ZM47 212V211H46ZM116 212V211H115ZM133 212V211H132ZM165 212V211H164ZM182 212H184V211H182ZM189 212H191L190 210H189ZM64 213V212H63ZM67 213V212H66ZM65 213V214H66ZM114 213V212H113ZM167 213V212H166ZM179 213H181V212H179ZM251 213V214H252ZM33 214V213H32ZM40 214H44V213H42V212H40ZM117 214V213H116ZM153 214V213H152ZM169 214V213H168ZM191 214H192V212H191ZM112 215V216H111ZM258 215V214H257ZM37 216V215H36ZM49 216H51V215H49ZM53 216V215H52ZM55 216V215H54ZM53 216V217H54ZM122 216V215H121ZM32 217V216H31ZM191 217V216H190ZM189 217V218H190ZM230 217V216H229ZM36 218V217H35ZM42 218V217H41ZM40 218V219H41ZM113 218H115V217H113ZM188 218V219H189ZM43 219V218H42ZM117 219V218H116ZM121 219H123V218H121ZM187 219V220H188ZM264 218L262 217V220H263ZM31 220H33V219H31ZM186 220V221H187ZM226 220H228V219H226ZM38 221V220H37ZM68 221H70L71 222V224H70V222H68ZM119 221V220H118ZM185 221V222H186ZM229 221V225H230V230L229 231H227V232H225V233H223L222 235H220L219 237H216L214 240H208V237L206 238V241H207V243H210V248L212 247V249L218 244L219 246H220V248L222 249V253H223V251H224V248L225 247H223L222 246V242H221V240H223V238L226 236V238L228 237L229 238V232H231L232 230H233V224H232V220H228ZM255 221H257V220H255ZM55 222V221H54ZM57 222H55L56 223V225H57ZM264 222V221H263ZM115 223H118V222H115ZM182 223H184V222H182ZM256 223V222H255ZM255 223H253V224H255ZM17 224H18V226H19V228L22 230V235H21V241H20V239L16 236V233L15 234H13V232L15 231L14 229H15V227L17 226ZM32 224H34V226L32 225ZM120 224V223H119ZM122 224V223H121ZM261 224V223H260ZM60 225V224H59ZM71 225V226H70ZM76 225V224H75ZM102 225V226H101ZM114 225V224H113ZM133 225V224H132ZM177 225V224H176ZM111 226V225H110ZM142 226V225H141ZM153 226V225H152ZM175 226V225H174ZM13 227H14V229H13ZM77 227V228H78ZM113 227L114 226H112V230H114L113 229ZM121 227V226H120ZM132 227V226H131ZM148 227V225H144V228L146 229ZM172 227V226H171ZM264 227V226H263ZM58 228H59V226H58ZM64 228V227H63ZM109 228V227H108ZM122 228V227H121ZM170 228V227H169ZM110 229V228H109ZM115 229H116V227H115ZM118 229V228H117ZM164 229H166V228H164ZM264 229V228H263ZM262 228H261V230H263ZM14 230V231H13ZM19 230V229H18ZM63 230V229H62ZM61 230V231H62ZM75 230H76V227H75ZM106 230H107V228H106ZM147 230V229H146ZM159 230H161V229H159ZM176 230V229H175ZM253 230H254V228H253ZM60 231V232H61ZM70 231H71V229H70ZM93 231V232H92ZM115 231V230H114ZM148 231V230H147ZM156 231V230H155ZM171 231V230H170ZM32 232H37V241L36 240H33V235H32ZM66 232V231H65ZM77 232V231H76ZM106 232V231H105ZM112 233H113V231H111ZM110 231L108 232V230H107V233L109 234V233H111ZM153 232V231H152ZM175 232V231H174ZM255 232V231H254ZM261 232V231H260ZM264 232V231H263ZM70 233V232H69ZM68 233V234H69ZM99 233V232H98ZM121 233H123L124 234V231L123 232H121ZM120 233V234H121ZM176 233V232H175ZM228 233V234H227ZM232 233V232H231ZM62 234V233H61ZM105 234V233H104ZM154 234V233H153ZM166 234V233H165ZM192 234V233H191ZM46 235H47V240L49 241V243L51 244V246H52V250L54 251V256L52 257V259L53 260H55V261H60V262H66V259H67V249H65V247H61L62 245H66L67 244V235H65V234H62V237H60L61 235H59V234H57V232H46ZM93 235V236H92ZM102 235V234H101ZM111 235V234H110ZM109 235V236H110ZM113 235V234H112ZM198 235V234H197ZM255 235V234H254ZM182 236V235H181ZM191 236V235H190ZM212 236V235H211ZM250 236V235H249ZM264 236V235H263ZM75 237H77V235L75 236ZM112 237V236H111ZM187 237H188V243L190 242V239H189V235H187ZM192 237V236H191ZM190 237V238H191ZM195 237V236H194ZM253 237V236H252ZM102 238V239H101ZM114 238V237H113ZM126 238H127V236H126ZM168 238V237H167ZM184 238V237H183ZM233 238V237H232ZM235 238V237H234ZM61 239H62V242H61ZM125 239V238H124ZM128 239V238H127ZM247 239V238H246ZM259 239V238H258ZM264 239V238H263ZM55 240V241H54ZM110 240V241H109ZM155 240H156V238H155ZM181 240V239H180ZM226 240V239H225ZM224 240V241H225ZM236 240V239H235ZM260 240H262V239H260ZM70 241V240H69ZM74 241V240H73ZM129 241H130V238H129ZM133 241V240H132ZM193 241V240H192ZM255 241H256V239H255ZM76 240L74 241V247L76 248V253L78 254H80L81 255V251H83L82 249H78V247H79V245H78V243L76 242ZM135 242H137V241H135ZM251 242H253L254 243V241L252 240ZM251 242H250V244H251ZM261 242V241H260ZM259 242V243H260ZM58 243L59 244H61V246L60 245H58ZM129 243H131V242H129ZM193 243V242H192ZM206 242H203V246H207V245H209V244H207ZM214 243H215V246H214ZM224 243V242H223ZM237 243V242H236ZM246 243V242H245ZM245 243H243V244H245ZM257 243H258V241H257ZM258 243V244H259ZM261 243H264V240H263V242H261ZM260 243V244H261ZM123 244V243H122ZM78 245V246H77ZM113 245H114V248H112V249H110L109 247H113ZM170 245H172V244H170ZM189 245V244H188ZM213 245V246H212ZM238 245V244H237ZM240 245H242V244H240ZM129 246V245H128ZM179 246V245H178ZM205 246V247H206ZM225 246V245H224ZM258 246V245H257ZM264 246V245H263ZM47 247V246H46ZM74 247H73V249H74ZM124 247H126V246H124ZM196 247V246H195ZM242 247V246H241ZM252 247V246H251ZM254 247H256L255 245H254ZM25 250H23V249ZM49 248V247H48ZM207 248H209V247H207ZM209 248V249H210ZM234 248H237V247H234ZM253 248V247H252ZM251 248V249H252ZM259 249L261 248V247H258ZM70 249V248H69ZM209 249H208V252H209ZM211 249V250H212ZM250 248L249 249H247V250H249L248 252L250 253L252 250H251ZM21 250V251H20ZM48 250V249H47ZM188 250V249H187ZM205 250V249H204ZM210 250V251H211ZM244 250H246V249H244ZM243 250V251H244ZM254 250V249H253ZM264 250V249H263ZM18 251L20 252V253H18ZM69 251V250H68ZM234 251H235V249H234ZM239 251V250H238ZM46 252H48V251H46ZM141 252V251H140ZM151 252V251H150ZM205 252H207V251H205ZM208 252H207V255H208ZM242 252V251H241ZM248 252H247V254H248ZM261 252V251H260ZM263 252V251H262ZM139 253V252H138ZM221 253V254H222ZM253 253V255L254 254H258L259 253V250H256V251H253L252 252ZM251 253V254H252ZM155 254V253H154ZM157 254L158 253H156V255L155 256H157ZM221 254H219V255H221ZM232 254H233V252H232ZM242 254V253H241ZM241 254H239V255H241ZM262 254V253H261ZM259 255V259H262V255ZM219 255H216V256H214V257H216L217 259H218V256ZM244 255H245V253H244ZM243 255V256H244ZM252 255V256H253ZM68 256H69V254H68ZM82 256V255H81ZM125 256V255H124ZM140 256H141V254H140ZM228 257H229V255H227ZM226 256V257H227ZM232 256V255H231ZM242 256V255H241ZM251 256V255H250ZM256 256V255H255ZM118 257V256H117ZM129 257V256H128ZM145 257V256H144ZM159 257H160V254H159ZM225 257V258H226ZM246 257V256H245ZM257 257V256H256ZM256 257H251V258H256ZM242 258V257H241ZM257 258V259H258ZM14 259H19L20 261L18 262V263H16V262H14L13 260ZM51 259V260H52ZM68 259H71V258H69L68 257ZM83 259V258H82ZM94 259V258H93ZM96 260L98 259V258H95ZM126 259H127V257L125 258V261H126ZM160 259V258H159ZM243 259H245V258H243ZM242 259V260H243ZM75 260V259H74ZM124 259H123V257L122 256H120V259L118 260V263H116L115 262V264H122L124 261H123ZM128 260V259H127ZM134 260H138V258H135ZM189 260V259H188ZM220 260V259H219ZM230 260V259H229ZM228 260V261H229ZM240 260V259H239ZM263 260V259H262ZM17 261V260H16ZM47 261H49V259H48V257L46 258V263L45 264H47ZM69 261V260H68ZM105 261H108V260H105ZM113 261H116L115 259H113ZM111 262L110 264H114V262ZM131 261H132V259H131ZM136 261H133L134 263L136 262ZM140 261V260H139ZM159 260L157 259V257L155 258V261L154 262H158ZM225 261V260H224ZM223 261V262H224ZM228 261H226V262H228ZM230 262V261H229ZM258 261H256V264H258L257 263ZM219 263V262H218ZM220 263H221V261H220ZM233 262H230V264H232ZM241 263V262H240ZM252 263V261L249 259V260H247V264H251ZM254 263V262H253ZM252 263V264H253ZM44 264V263H43ZM144 264V263H143ZM191 264V263H190ZM235 264V263H234ZM237 264H238V261H237ZM261 264V263H260ZM262 264H264V263H262Z\"/></svg>",
  "mask_w": 264,
  "mask_h": 264
},
{
  "label": "water",
  "instance_id": "obj_3",
  "mask_svg": "<svg viewBox=\"0 0 264 264\" xmlns=\"http://www.w3.org/2000/svg\"><path fill=\"white\" fill-rule=\"evenodd\" d=\"M23 3L24 0H0V6L4 7H17ZM213 19L217 21V17ZM12 28L17 32L10 33L6 37L9 45L5 49L30 62L50 67L56 77H62L71 72L81 62L89 48V39L97 30L112 29L124 34L132 32L145 39L148 45L158 46L157 42L148 38L145 30L137 26L133 15L111 10L100 2L87 3L48 14H36L14 23ZM23 106L21 110L23 115L17 119L13 127L15 134L28 141L41 137L45 124L29 117L37 115L43 109L52 110L55 104L49 106L36 98H29ZM215 144L230 146L228 160L222 162L220 167L228 176L238 174L244 153L240 141L233 134L187 124L180 126L169 142L158 144L156 149L158 151L167 148L183 149L204 160H212L216 155V150L212 147ZM59 171L57 159H55L54 164L40 175L41 184L49 188L52 197H65L67 192V181L62 179ZM46 178L51 181L46 182ZM153 182L152 177L145 176L137 183V187L145 196L152 197L150 189ZM54 184H58L59 189L54 187ZM209 206L210 202L200 205L203 208ZM152 213L154 225L146 228L149 232L180 224L192 215L189 210L174 214L161 210H155ZM229 230V221L225 220L213 235L208 237V240H214ZM74 251H76L75 247ZM221 253L222 249L217 244L209 252V257L212 258ZM73 264H84L79 253Z\"/></svg>",
  "mask_w": 264,
  "mask_h": 264
},
{
  "label": "crops",
  "instance_id": "obj_4",
  "mask_svg": "<svg viewBox=\"0 0 264 264\" xmlns=\"http://www.w3.org/2000/svg\"><path fill=\"white\" fill-rule=\"evenodd\" d=\"M85 99H86V96H85ZM83 102H85V100H84ZM82 107H84V105H82ZM82 121H83V119H79V121H74V122L72 123V126L76 127V128L73 127L74 130H75V129H76V130H75V131L72 130L73 133L70 134V136L72 137V140H73V141H74L76 138H77V140L79 139V138H78V135H79V134L76 133V131H78V130H79L78 133L80 132L81 135H83V133H81V132H84V134H85L86 137H88V135H89L90 133L92 134V131H93V129H94V125H93V128H91V126H90V128H91V129H90V132L88 131L89 129H87V127H86V125H85V123H86V124L89 123V125H91L92 122L87 120V121H83V122H84V123H83ZM82 123H83V124H82ZM70 124H71V122H70ZM83 126H85V127H83ZM83 128H84V129H83ZM80 130H81V131H80ZM83 130H84V131H83ZM85 130H86V131H85ZM86 132H88V133H86ZM75 133H76V134H75ZM59 134H60V133H59ZM74 135H75V136H74ZM76 135H77V136H76ZM75 143H77V142H75ZM79 143H80V142H79ZM86 144H87V143H86ZM83 145H84V143L82 144V146H83ZM80 146H81V145H80ZM85 147L87 148V145H86ZM94 147H95V146H89V148H90L91 150H93ZM74 148H75V151H77V146H76V147L74 146ZM81 148H82V147H81ZM57 153H58V152H57ZM75 153L79 154V152H74V155H75ZM74 158H75V159L72 161V160H71V156H70V159H69V161H68V162H69V165H68L67 163H66V165H68V166L71 168V171H72V172H74V173H78L77 171H75V168H76L77 165H78V161L76 160V159H77V156H75ZM85 158H86V159L88 158V160H90L89 156H87V157H85ZM62 159H63V158H62ZM84 161H85V159H84ZM85 163H86V165L88 164L87 161H86ZM70 164H71L72 167H74V171L72 170L73 168L70 166ZM89 165H90V162H89ZM89 165H88V167H87V166H85V167H87V169L90 168V170H91V168H93V167H91V166L89 167ZM66 167H67V166H66ZM45 170H46V169H45ZM90 170H87V171L89 172ZM90 172H91V174H90L89 178H90L91 176H92V179L95 178L94 175H92V173H93L92 170H91ZM80 175H81V174H80ZM86 175H87V177H88V173H87V172H86V174L84 175V177H86ZM81 176H83V175H81ZM73 178H74V179L76 178L75 181H78L77 179L79 178V175H78V174H75ZM64 180H66V179H64ZM90 180H91V179H90ZM28 181H29V180H28ZM76 184H77V182H76ZM78 184H79V183H78ZM78 184H77V186H78ZM88 185H89L88 187H90V183H89ZM86 186H87V185H86ZM78 187H80V186H78ZM70 191H71V190H70ZM49 194H50V193H49ZM119 194L121 195L120 192H119ZM50 196H51V195H50ZM69 196H70V192H69ZM55 200H57V199H55ZM60 200H61V199H60ZM29 201H30V200H29ZM61 201H63V200H61ZM63 202H64V201H63ZM64 203H65V202H64ZM80 234H81V232H80ZM32 235H33V240H36V241H37V232H32ZM79 239H80V240H78V242H79V243H78V245H79V249H82L83 251H85L84 248H83V247H84V244H83V241H82V239H81V236L79 237ZM61 242H62V241H61ZM75 243H76V242H75ZM48 244H50L49 241H48ZM73 244H74V242H73ZM58 245L61 246V244H59V243H58ZM50 247L52 248L51 244H50ZM52 251H53V250H52ZM53 252H54V251H53ZM87 253H89V254L91 255L92 252H91L90 249H88Z\"/></svg>",
  "mask_w": 264,
  "mask_h": 264
},
{
  "label": "flooded vegetation",
  "instance_id": "obj_5",
  "mask_svg": "<svg viewBox=\"0 0 264 264\" xmlns=\"http://www.w3.org/2000/svg\"><path fill=\"white\" fill-rule=\"evenodd\" d=\"M102 126H103V125H102ZM188 210H190V211H191V209H188ZM118 245H119V242H118ZM119 259H120V256L116 257V258H115V260H116V261H113V262H114V264H115V262H116V263H118V260H119Z\"/></svg>",
  "mask_w": 264,
  "mask_h": 264
}]
</instances>
